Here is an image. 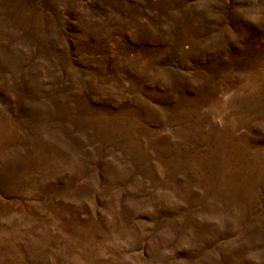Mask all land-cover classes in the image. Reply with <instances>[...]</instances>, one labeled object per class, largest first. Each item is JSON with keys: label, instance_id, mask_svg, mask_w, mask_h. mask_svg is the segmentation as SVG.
Masks as SVG:
<instances>
[{"label": "rangeland", "instance_id": "1", "mask_svg": "<svg viewBox=\"0 0 264 264\" xmlns=\"http://www.w3.org/2000/svg\"><path fill=\"white\" fill-rule=\"evenodd\" d=\"M0 264H264V0H0Z\"/></svg>", "mask_w": 264, "mask_h": 264}]
</instances>
